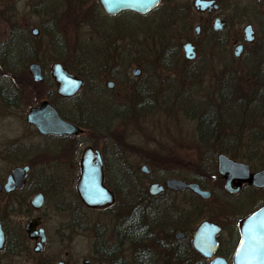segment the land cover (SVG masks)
Wrapping results in <instances>:
<instances>
[{"label":"rangeland","instance_id":"rangeland-1","mask_svg":"<svg viewBox=\"0 0 264 264\" xmlns=\"http://www.w3.org/2000/svg\"><path fill=\"white\" fill-rule=\"evenodd\" d=\"M223 1L221 16L228 20V26L221 31L220 52L219 35L207 30V17L199 15L193 8L185 19L186 28L175 33L162 32L158 42L149 27L153 23V13L137 24L139 18L132 15L127 16L130 23L123 22L122 14L105 18L97 8L96 0H0L2 148L15 144L20 147L21 141L37 142L25 117L32 106L43 100L58 101L56 87L51 82V66L55 62L63 61L72 70L89 79L99 77L97 80L100 81L116 65L103 67L101 62L109 63L121 57L116 60L119 61L117 70L120 71L113 74L119 75L120 80H124L122 75L126 68H134L131 64L138 61L147 69L146 81L156 77L160 85L162 78L168 79L160 87L158 95L146 94L144 114L140 116L141 126H138L137 119H129L128 122L124 119L122 110L139 102L138 97L122 90V86L110 93L107 100H94L92 94L85 93L73 102L74 105L86 102L98 105L97 110L109 111L103 114L108 122L95 120L97 123L92 124L95 128L87 127L91 130L80 136V141L84 143L81 148L93 142H104L103 147L109 146L111 153L124 154L132 183L124 179L122 187H118L117 203L107 210H86L80 206L74 193L78 176L74 180L75 175L63 174L61 182L46 186L45 211L48 213L50 233L60 240L62 248L83 257H89L92 249L106 250L100 246V239L108 241L121 226V218H129L143 202L154 205V212L162 218L170 217V209L165 208L175 201L180 222L186 212L188 193L167 192L158 197L148 194L150 184L170 177L204 178L215 193L208 201L209 206L217 213L221 212V220L225 218L238 222L252 206V194L249 199H244V192L235 196L224 190V182L217 173L216 155L221 150L230 149L229 156L234 160L253 168L264 167V140L256 143L255 139L264 137V7L253 0ZM165 3L161 4L158 14ZM177 4L187 9L186 5H192V0H177ZM198 23L203 25L200 35L194 31ZM247 23H251L256 30L259 51L255 56L250 46V54L235 60L233 51L242 40ZM34 28L39 30L36 36L32 34ZM185 37L198 40L202 45L200 58L194 67L186 66L183 53L179 54ZM9 39L13 46L25 49L21 59L16 52L13 65L11 59L4 57L6 51H2ZM99 46L103 47L101 51H97ZM31 62L41 63L49 80L43 84L35 83L28 71ZM5 63L13 67L5 70ZM69 105L66 103L67 108H70ZM207 111L220 123L215 125L212 133L209 131L211 135L206 134L209 139L207 144H203L199 139L198 119ZM115 140L119 141L118 144H125L121 151L111 146ZM10 163L0 160V169L9 167ZM143 165L147 166L148 174L142 172ZM218 179H221V184ZM46 180L50 181L49 178ZM254 196L261 202L264 191H256ZM162 226L163 233L170 232L169 224L165 228V224ZM154 232L148 230L144 237L145 253L156 256L154 264H186V259L171 254L168 249L154 247L155 240L149 237ZM138 239L133 238L124 246L118 243L108 264H142L139 262L142 256L138 252L141 251ZM108 249L111 250L110 247Z\"/></svg>","mask_w":264,"mask_h":264},{"label":"flooded vegetation","instance_id":"flooded-vegetation-1","mask_svg":"<svg viewBox=\"0 0 264 264\" xmlns=\"http://www.w3.org/2000/svg\"><path fill=\"white\" fill-rule=\"evenodd\" d=\"M163 1L166 3L162 7L160 14H158L157 11L161 8ZM194 1L195 0H192V5H186L187 9H185L183 7H178L180 5L177 4V0H160L159 4L147 13L123 10L115 15H109L105 13L99 3V0H96V5L98 6L100 13L103 14L105 18H112L118 14H122L124 16L123 22L128 23H130V21L127 19V16L129 15L139 18L137 24H140L141 21H143L142 18L153 13V23L150 24L149 27L153 29V32L155 33V40L157 39L158 42H160L161 33L163 31H172L175 33L178 31V29L181 30V28H186L187 24L185 23V19L187 16H189V13L193 8L199 15L207 17L206 25L209 26V29L207 30H210L213 34L219 35L218 41L221 52V31L225 30L228 26V20L221 16V10L224 8V1L215 0L217 7H213L211 10L206 9L205 11L197 10V8L194 6ZM253 1L256 3H261L264 7V0ZM216 19H219L220 25L221 19L227 22V25L223 30L214 29V22ZM197 26L199 27V32L196 30ZM202 27V24H196L194 27L196 35H200ZM253 30L254 40L252 42H245L242 35V40H240L237 44L242 45L241 55L236 57L234 56L233 51L235 60H240L241 57L248 53L250 54L251 52L255 56L258 54V35L256 34L254 26ZM184 43H191L193 45V49L196 53L195 59L188 60L185 58L182 47ZM250 46L252 47L251 52L248 50ZM201 47L202 45L198 43V40L196 41L190 37H185L184 42L181 44V49H179V52H181L179 54L183 53V63L186 64V66L188 65L194 67L197 65V61L200 58V53L202 52ZM102 48L100 46L97 47V51H101ZM120 59L121 57H116L114 58L113 62H111V60L109 63L101 62V66L103 65V67L115 63L116 65L113 67L112 72L110 71L108 74L103 76V79L100 81L97 80L99 77L89 79L86 75L72 70L62 61H58L71 73L75 74L77 78L83 81L82 86L74 96H62L58 93V84L51 74V82L56 87L58 101H43H49L52 103L57 109L59 116L64 121L79 128L78 133H41L34 124L29 123L27 121V115L29 111L33 107L40 105L43 102L42 101L32 106L25 117L26 122L34 132L35 138L39 141L36 140L37 142H34L27 140V142L24 143L21 141L20 147H16V144L15 146L4 148L0 146V160H7L11 162L9 167L2 170L0 169V227L3 237L0 247V264H108L109 257H112L113 253L115 252V246L118 243L124 246L127 241H130L131 238L129 233L126 231L118 232L117 229V232L112 234L108 241L107 239H100V246L105 247L106 250H98L97 248L92 249L93 253L90 254L89 257H83L82 254H78L70 249L62 248V244L59 242L60 240L52 236L49 229L50 226L48 224V213L45 211L48 196V187L46 186H51L54 183L61 182L63 180V174L75 175L74 180L78 176L79 181L82 168L81 161L85 150L88 148H91L96 155L100 154L101 156L104 184L109 189V191L113 192L114 202L103 207H88L81 200L76 185L74 193L80 206L86 210H107L113 208L117 203L119 191L116 188L113 189L112 187L108 186L106 184L105 177L107 174L113 177L126 176L130 174L129 169L125 165L124 154L120 152L117 154L111 153V151H109V146L103 147L104 142H101L102 144H96L95 142L88 145L86 144V146L82 149L81 147L84 143L80 141V136L86 131L91 130L87 127H91L93 126V123H97L95 120L104 119L101 121V123L108 122L105 120L107 117H104L103 114H108L109 111L107 109L97 110L98 105H91L88 103L86 104V102L85 104L74 105L73 102L77 101L79 97L84 96L85 93L88 95L92 94L93 99L106 98L107 100V97H109L110 93H114L120 88V86H122V90H128L129 94L134 97H138L139 102L137 105H128L125 107L124 111L122 110L124 119L127 122L129 119L132 121L137 119L138 126H141L142 118L140 116L144 114L146 94L149 93L158 95L160 92V87H162V85L168 81L167 78H162L160 85H158L156 77L149 78L148 81H146L145 76L147 69L142 65L141 61H138L131 64L135 66L134 68H130V66L126 68V72H124L122 75L125 80L124 83V80L119 79V75H113L117 73V71H120L117 70L118 66H120L118 63L119 61L116 62V60ZM100 61H102L101 58ZM101 66H99V68ZM137 70L139 71V74L135 75L134 72ZM42 74L43 79L39 82H36L31 74L33 81L35 83L43 84L46 82V80H49L45 75L43 66ZM99 102L101 103L102 101L99 99ZM66 103L70 104V108H67ZM199 125L200 123H198V130ZM109 127L110 126H108V128ZM92 128L95 127L93 126ZM199 133L201 135L200 131ZM199 139L201 143L207 144L206 142L209 137L201 135ZM112 142L113 144H111V146H115L117 150L119 149V151H121L122 146L125 145L124 143L118 144V140ZM150 154L151 151L148 152V157L151 156ZM219 154H221V151L217 153V159ZM95 160L96 159L94 158V161ZM143 166L147 168L146 165ZM143 166L141 168L142 172L148 174V168L146 172L143 170ZM41 167H45L44 170L40 169ZM249 167L251 173L264 169V167L253 168L250 165ZM17 168L19 174L16 176L14 170ZM46 178H49L50 181H47ZM204 180V178H190L186 181L189 183H197L201 189L209 191L211 195L206 199L202 198L201 195L190 189H185L183 191L165 189L162 193L156 196H152L148 193L149 196L152 197L162 196L167 192L171 194L188 193L189 195V198L185 202L186 212L185 215L181 217V221L179 222L178 220V206L174 201V203L169 208H165L168 210L170 209V217L160 218L159 214L158 223L155 224L154 228L155 232L154 234L149 235V237L155 240V243H153L154 247L160 249L161 246L165 250L168 249L171 251V254L173 253V255L179 256L180 258H183V260L186 259V264H210L214 259L221 258L225 260L226 264H234V255L241 239L240 222L247 215L251 214L260 206L264 205V200L260 202L256 199L257 197L254 196V192L264 191V188L256 187L252 185L250 181H244L240 184V190L237 193L229 194L227 192L229 195L235 196L244 192L242 195V197H245L244 199L247 197L249 199L252 194V199L250 201L252 206H249L250 209L243 213L241 219L236 222L225 218L221 220V212L217 213L214 210L215 208H211L209 206L208 201L213 198L215 193L214 190L209 185H207ZM218 180L221 184V179ZM222 180L225 182L224 179ZM154 182L160 184L165 183V181ZM140 206L142 209H145L147 203L143 202V204ZM152 206L156 208L154 205ZM168 210L166 211V214H168ZM180 214H183V212H180ZM121 220V226L124 230H127L128 217L121 218ZM205 222L212 223L219 227V231L214 233L215 238H212L210 242L207 243L208 252H211V256L208 258H206L205 255L196 248L195 243L197 231L202 223ZM164 224V228L169 224V233H163L164 229L162 225ZM178 232L183 233L181 239L176 237ZM210 234H212V231ZM145 235L146 234L137 235V237H139L138 240H140L141 243H139V249L141 251L138 250V252L142 256L139 258V262H142V264H154V259H156V256H148L145 253ZM162 240L165 241V243L162 242ZM109 247L111 250L108 249ZM154 255H156L155 252Z\"/></svg>","mask_w":264,"mask_h":264},{"label":"water","instance_id":"water-1","mask_svg":"<svg viewBox=\"0 0 264 264\" xmlns=\"http://www.w3.org/2000/svg\"><path fill=\"white\" fill-rule=\"evenodd\" d=\"M160 0H99V3L105 13L115 15L123 10H132L138 13H147L159 4ZM194 6L199 11L212 9L217 7L215 0H195ZM227 22L219 19L214 22V29L223 30ZM199 32V27H196ZM38 28L32 30L33 35H38ZM243 38L245 42H252L254 40V30L252 24H247L243 28ZM184 56L188 60L196 58V53L191 43L183 44ZM242 45H237L234 49V56L241 55ZM29 71L34 80L39 82L43 79L42 66L37 62L31 63ZM135 75L139 71L134 72ZM51 74L58 84L57 91L60 95L65 97L74 96L81 88L83 81L73 73H71L60 62H55L51 66ZM27 121L34 124L41 133H70L76 134L79 128L64 121L49 101H43L40 105L33 107L28 115ZM94 158L96 159L94 161ZM81 175L77 184V191L81 200L92 208L103 207L114 202V194L104 184V177L102 172V159L100 154L88 148L83 154L81 161ZM217 169L220 176L224 179V189L234 194L240 190V184L244 181H250L252 185L264 188V169L251 173L248 164L238 162L224 153L218 155ZM143 170L147 172V168L143 166ZM16 176L18 168L14 170ZM165 189L173 191H183L190 189L202 196V198H209L211 193L207 190L201 189L197 183H189L184 179L177 177H170L165 180L164 184L154 182L149 185L148 193L152 196L159 195ZM212 231V234L210 232ZM219 231L216 225L205 222L199 227L195 236L196 248L205 255L206 258L211 256L208 252L207 243L212 238H215V232ZM241 239L238 243L235 255L234 264H264V205L257 210L243 218L240 222ZM182 232H178L176 237L181 239ZM2 231L0 227V247L2 244ZM210 264H226L223 258L214 259Z\"/></svg>","mask_w":264,"mask_h":264},{"label":"trees","instance_id":"trees-1","mask_svg":"<svg viewBox=\"0 0 264 264\" xmlns=\"http://www.w3.org/2000/svg\"><path fill=\"white\" fill-rule=\"evenodd\" d=\"M97 8H98V6H97ZM163 32H168V31H163ZM10 41L11 40L9 39L6 42V45L3 47L2 51H4V50L6 51V53L4 54L6 56H4V57L11 59L12 61H10V62L13 65L14 56H17V53H18L19 57H20L19 59H21L24 55L25 49H24V47H21L19 45L13 46L14 44L10 43ZM24 46L26 49L28 48L26 43ZM13 48H15L16 51L13 50ZM0 63H1V57H0ZM64 64L67 65L66 63H64ZM3 67L5 68V70H10V67H13V66H8L7 63H5ZM226 111L228 112V110H226ZM208 112L209 111L205 112L198 119V123H200L199 131L201 132V135H203L205 137L207 136L206 134H208L209 131H211V133H212L215 125L220 123V120H218V119L215 120L213 115L208 113ZM211 133H209V134L211 135ZM260 138L261 137L255 138L256 143H258V140H264V137H262V139H260ZM254 150L257 151L256 148H254ZM221 151H223V153H226L228 155L231 154L230 149L229 150H221ZM124 179L128 183H132V181H131L132 176L130 174L126 175V176H119V177H113V176H110L107 174L105 177L106 184L108 186L112 187L113 189H115V188L118 189V187H122V185L124 183ZM182 179H186V178H182ZM154 209L155 208H153V206L149 205V204H147L145 209H142L141 206H138L132 212L131 216L128 218L127 230H124L123 227L120 226L118 228V232H125L126 231L130 235V238H131L130 240H133V238H136L138 234H147L148 230L155 231L154 228H155V224L158 223L159 214L157 212H154Z\"/></svg>","mask_w":264,"mask_h":264}]
</instances>
